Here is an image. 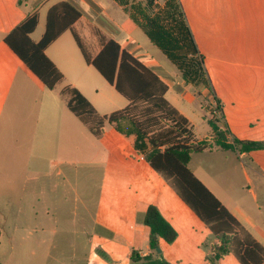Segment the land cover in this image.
Here are the masks:
<instances>
[{
    "label": "crops",
    "instance_id": "obj_1",
    "mask_svg": "<svg viewBox=\"0 0 264 264\" xmlns=\"http://www.w3.org/2000/svg\"><path fill=\"white\" fill-rule=\"evenodd\" d=\"M62 1L74 2L82 9L83 14L71 29L62 33L45 50L47 57L64 75V80L53 90L60 85V94H62L66 86L75 87L87 98L94 109H97L93 103V100H98L99 97L97 90L89 81L84 84L82 82L83 75L87 73L93 75L91 68L94 67L85 61L75 35L92 57L96 56L104 42L114 39L130 53L141 58L145 65L153 68L167 84L168 90L174 88L175 84L169 77L171 73L164 69L162 60L153 53L151 42L128 13L131 21H123L120 15L111 11L109 5L99 0H90V2L86 0H0V133L4 126L8 132L10 128L15 129L19 123L25 124L28 129L25 133L26 138L18 139L14 144L16 153L19 151L21 154L14 156L21 158L23 162H25L23 156L27 157L26 163H28L24 168V177L26 183L31 182L30 189L27 188V190L29 194L43 195V197L51 191L52 179H59L64 175L77 176V160L71 156L82 151L84 131L80 124H83L89 132L90 130L88 125L84 124L68 108L70 98L64 102L67 109L52 107L41 111V108L34 107L42 102V96L48 89L6 44L5 37L29 15L37 13L38 25L30 34V38L35 43L39 42L46 29L49 9ZM184 1L181 0L189 20ZM189 1L202 2L204 0ZM223 2L236 7L242 13L244 9H247L254 15L252 17L264 19V0H216L218 7H221ZM91 9L98 12L101 20V24L97 23L98 27L93 28V33L96 35L94 41L99 42L93 54L85 45V38L90 39L92 32V28L88 26L95 23L90 20L94 17L90 14ZM262 30L257 34L264 35V29ZM140 32L146 36L148 41L143 36L141 37ZM202 54L205 56L208 71L213 72L210 74L211 80L222 106L224 126L226 125L229 130L227 142H231L233 138L264 141V75L232 74L229 67L246 68L249 64L230 63L224 54L219 56ZM261 56L264 57V51ZM181 84L186 85L182 79ZM169 103L188 119L194 130L190 116L170 101ZM68 110L75 117H69ZM73 118H77L80 124ZM73 131L80 141L77 145L70 143L69 133ZM207 133L198 139L212 137V128ZM90 134L94 136L91 132ZM131 141L133 147L132 138ZM142 158L145 160L143 155ZM73 165H75L74 169ZM189 168L242 226L264 246V149L237 153L213 145L211 149L192 154ZM53 183L57 189L61 182L58 180ZM26 185L23 187L24 190ZM146 191L150 194L155 192L152 187H146ZM149 205V203L145 205L144 214ZM10 210L12 221H6L7 215L0 211V247L5 237L8 242L6 253H11V257H15L17 252V257L27 258L30 264H60L63 260H70L75 264V259L78 257L89 264H112L111 261L115 255L113 250L109 249V241L113 242L116 237L123 239L128 234L142 238V248H134L133 251H137L140 257L150 253V230L143 224V221L138 223V226L142 225L139 230L130 229L129 225L116 226V221H75L80 227L77 231L88 242L98 244L97 252L86 255L76 253L74 250L69 253L66 245L61 246V243L66 244L65 234L68 221H59L58 207H54V213H51L50 208L40 207L37 200L30 201L27 213L29 221H16L22 215L20 205L12 206ZM161 213L177 230L179 238L180 232L176 225L181 221H174L173 218ZM51 216L54 221H51ZM118 228L126 234L117 233ZM131 254L132 252L128 251L127 254H118L117 257L120 260L131 259ZM0 264L3 263L0 261Z\"/></svg>",
    "mask_w": 264,
    "mask_h": 264
},
{
    "label": "rangeland",
    "instance_id": "obj_2",
    "mask_svg": "<svg viewBox=\"0 0 264 264\" xmlns=\"http://www.w3.org/2000/svg\"><path fill=\"white\" fill-rule=\"evenodd\" d=\"M99 1L109 5L111 11L120 15L123 21L130 20L127 13L113 0ZM156 1L159 4L163 2ZM184 4L189 13L188 24L202 53L209 56L224 54L230 63L249 64L246 68L229 67L232 74L264 75V57L261 56L264 51V35L257 34L264 29L263 18L252 17L253 14L247 9L242 13L225 2L218 7L216 0L202 2L185 0ZM90 14L94 16L90 20L95 23L87 25L92 28V32L90 39L85 38V45L93 54L99 43L94 41L96 35L93 28L98 27L96 25L101 24V20L96 10L91 9ZM140 33L141 37L147 40L146 36ZM151 47L153 53L162 60L164 69L172 74L169 75L170 79L175 82L174 88L167 91L166 99L190 116L197 138L208 134L211 129L210 121H217V124L224 128V122L216 110V103L207 89L191 84L182 85L181 73L176 66L157 47L153 45ZM91 69L93 75L90 73L83 75L82 82L84 84L89 81L97 90L99 97L98 100L94 99L93 103L98 113L104 115L124 107L127 100L95 68ZM208 73L213 74L212 70ZM60 91V85L55 90H46L42 102L34 107L41 108V111L52 107L67 109L64 102L68 101L70 96L62 95ZM67 113L69 117H75L69 110ZM73 119L80 124L77 118ZM80 125L84 131L82 151L71 156L77 160V176L64 175L59 179H52V189L45 197L29 194L31 182L26 183L24 177L27 157L22 155L25 159L23 162L21 158H17L21 152L16 153L14 150L15 141L26 138L27 127L24 123H19L15 129L10 128L7 132L4 126L0 133V211L7 215L6 221H12L10 209L15 205L22 207V215L16 221H29L27 213L30 201L37 200L40 207L50 208L51 213H54V207H58L59 221H68L66 244L61 243V246L66 245L69 253L74 250L79 254L90 255L97 252L98 244L88 242L77 231L80 227L75 221H116V226L129 225L130 229L139 230L142 225L138 226V223L143 221L145 205L155 204L169 218L181 221L176 225L180 235L175 243L169 244L159 239L160 244L155 255L159 256L161 264H239L236 257L231 254L225 256L223 261L211 260L213 234L180 199L171 182L161 173L152 170L142 156L137 155L132 147L131 138L122 136L108 123L104 124L105 133L100 137L92 136L83 124ZM69 135L70 143L74 145L80 143L74 131ZM15 154L17 156H14ZM58 180L61 183L56 189L53 182ZM25 184L27 185L24 190ZM146 187H152L155 192L148 193ZM51 221H54L52 216ZM117 233L126 234L121 228H118ZM7 243L4 237L0 247V261L3 264H30L27 258L17 257V252L15 257H11V253L7 254ZM134 248H142L141 236L133 237L132 234H128L123 239L116 237L113 242L109 241V249H112L115 255L112 264H151L144 260L134 262L131 259L120 260L117 257L118 254L132 252ZM85 262L79 257L75 259V264H89ZM60 264L74 263L63 260Z\"/></svg>",
    "mask_w": 264,
    "mask_h": 264
},
{
    "label": "trees",
    "instance_id": "obj_3",
    "mask_svg": "<svg viewBox=\"0 0 264 264\" xmlns=\"http://www.w3.org/2000/svg\"><path fill=\"white\" fill-rule=\"evenodd\" d=\"M113 1L128 13L151 44L176 66L186 85L207 89L223 120L222 106L208 73L205 56L196 43L181 0H163L161 4L156 0ZM82 14V9L74 2L62 1L49 9L46 29L39 42L35 43L30 38L38 25L37 13L29 15L5 37L6 44L48 90H53L62 82L64 75L47 57L45 50L62 33L71 29ZM75 38L85 61L128 103L121 109L100 115L77 88L68 85L62 94L70 96V111L88 125L94 136H102L104 124L108 123L121 135L132 138L137 155H143L154 171L171 182L180 199L213 234L212 261L223 260L231 254L239 264H264V246L189 168L192 154L211 149L213 145L243 153L263 150L264 141L233 138L227 142L229 130L226 125L220 127L217 121H210L213 136L199 140L188 119L166 99L167 84L141 58L114 39L104 42L100 51L92 57L77 35ZM143 224L150 230V253L140 257L137 251H132L131 260L161 264L159 256L155 255L159 239L172 244L178 238V232L154 204L147 207Z\"/></svg>",
    "mask_w": 264,
    "mask_h": 264
}]
</instances>
